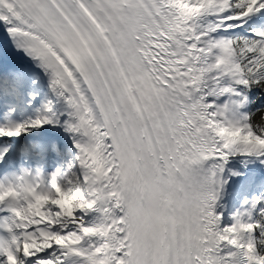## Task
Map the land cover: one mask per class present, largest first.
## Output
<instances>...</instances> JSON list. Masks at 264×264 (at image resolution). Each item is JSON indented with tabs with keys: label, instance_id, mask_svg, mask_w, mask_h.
Returning <instances> with one entry per match:
<instances>
[{
	"label": "snow or ice",
	"instance_id": "1",
	"mask_svg": "<svg viewBox=\"0 0 264 264\" xmlns=\"http://www.w3.org/2000/svg\"><path fill=\"white\" fill-rule=\"evenodd\" d=\"M0 30V264H264V0H0Z\"/></svg>",
	"mask_w": 264,
	"mask_h": 264
},
{
	"label": "bare ground",
	"instance_id": "2",
	"mask_svg": "<svg viewBox=\"0 0 264 264\" xmlns=\"http://www.w3.org/2000/svg\"><path fill=\"white\" fill-rule=\"evenodd\" d=\"M6 42H8L7 36L0 30V47Z\"/></svg>",
	"mask_w": 264,
	"mask_h": 264
}]
</instances>
